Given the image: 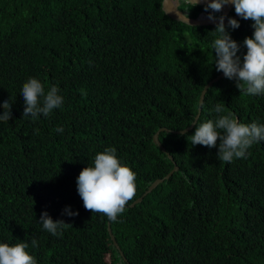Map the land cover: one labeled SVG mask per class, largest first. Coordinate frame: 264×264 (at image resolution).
<instances>
[{
  "label": "trees",
  "instance_id": "1",
  "mask_svg": "<svg viewBox=\"0 0 264 264\" xmlns=\"http://www.w3.org/2000/svg\"><path fill=\"white\" fill-rule=\"evenodd\" d=\"M162 4L0 0V105L12 103V118L0 122V243L27 242L37 264H108V256L113 264H264V141L225 163L219 141L192 145L195 128L162 132L178 171L130 208L173 169L154 135L189 127L202 90L221 73L216 25L192 28ZM183 5L191 18L205 8ZM237 21L236 30L225 26L242 59L254 29L251 20ZM29 78L46 91L56 86L62 107L23 116ZM218 103L241 123L264 124V95H245L225 77L209 89L198 123L216 119ZM108 147L137 174V195L117 222L86 210L77 192L80 172ZM66 208L79 214H62ZM43 212L70 226L53 236L39 221Z\"/></svg>",
  "mask_w": 264,
  "mask_h": 264
},
{
  "label": "clouds",
  "instance_id": "2",
  "mask_svg": "<svg viewBox=\"0 0 264 264\" xmlns=\"http://www.w3.org/2000/svg\"><path fill=\"white\" fill-rule=\"evenodd\" d=\"M191 8L205 3V0H187ZM227 5H233L237 16L243 20H251L254 29L250 38H245L243 46L246 54L242 59L237 55L241 46L231 38L227 28L236 30L240 27L237 20L215 14L223 11ZM207 19L219 21L213 33H218L212 43L215 55V68L224 77L236 81L240 92L249 96L264 95V0H210L206 3ZM227 19V28L225 26ZM59 89L51 86L45 89L37 78H29L22 86L21 96L25 104L23 116H31L35 120L39 115L50 116L53 110L63 105V97ZM0 113V122H8L12 118V103L5 101ZM225 111L224 103H218L214 112L216 119L203 123L194 122L195 132L189 136L193 146L201 145L208 148L217 147V157L220 161L230 163L234 159H243L248 150L256 143L264 141V124H245L238 121L231 113ZM57 132H63L58 127ZM77 192L86 210L103 214L110 222H117L127 206L137 195V174L127 165L121 163L114 147H108L97 153L93 164L83 168L77 178ZM69 217L77 216L66 208L64 213ZM43 229L53 236L62 235L61 229L70 226L63 220L53 221L47 212L40 216ZM32 247H37V241H31ZM29 244L19 242L14 245L0 243V264H37L35 257L28 252Z\"/></svg>",
  "mask_w": 264,
  "mask_h": 264
},
{
  "label": "water",
  "instance_id": "3",
  "mask_svg": "<svg viewBox=\"0 0 264 264\" xmlns=\"http://www.w3.org/2000/svg\"><path fill=\"white\" fill-rule=\"evenodd\" d=\"M187 1V0H186ZM210 2V0H205V3H201L198 4L199 6H206V3ZM234 8L233 5H227L223 8L222 11V15L238 20L239 16L234 15V16H230V12L231 10ZM162 9L164 11V13L170 17L171 19L177 21V22H181L184 23L188 26H192V28H205V26H214L217 25V23L219 22L218 20L216 22H212L209 21L207 19L208 15L210 14V12H205V13H201L198 17L196 18H191L189 16L186 15V12H183L179 9V1L176 2L175 0H163V4H162ZM211 11V10H210ZM225 25L228 24L227 19H225ZM222 78H224V74L221 72L218 76H216L214 79H212L204 88V90H202L200 98H199V108H198V114L195 117L194 122H198L201 114H202V110H204V104H205V100L207 97V93L209 91V89L218 81H220ZM191 124L189 127H187L186 129L183 130H179V131H172L169 130L168 128H162L158 131V133L156 135H154V143L156 145H158L163 152L167 153L166 148L163 146V144L160 142L159 140V135L162 132H173L174 134H179V135H183L188 133L189 131H192L195 128V124ZM169 159L171 160V162H173V159L170 155V153H167ZM176 171H178V167L177 165L173 162V169L172 171L165 177L162 179H157L155 182H153L150 187L145 191V193L142 195L141 198H139L138 200H136L131 206L130 208H135L137 205L141 204L143 202V200L147 197L148 194H150L155 188H157L160 184H162L164 181L169 180L171 178V176L173 175V173H175ZM109 234L110 237L115 245V247L117 248V250H119L120 255L123 257V259L125 261H127L124 252L122 251L121 247L119 246V244H117V240L115 235L112 232L111 227L109 226Z\"/></svg>",
  "mask_w": 264,
  "mask_h": 264
},
{
  "label": "flooded vegetation",
  "instance_id": "4",
  "mask_svg": "<svg viewBox=\"0 0 264 264\" xmlns=\"http://www.w3.org/2000/svg\"><path fill=\"white\" fill-rule=\"evenodd\" d=\"M179 1V9L181 10V11H183V12H186V15L187 16H189V15H191L192 14V10L190 11V6H187V7H184V5H183V3H187V1L186 0H178ZM187 4H189V3H187ZM233 10H234V8L231 10V12H230V16H234V15H236V13L234 14V13H232L233 12ZM209 12H210V10H209ZM201 13H205V11H202ZM200 13V14H201ZM199 14V15H200ZM222 15V12L220 13V15L219 16H221ZM219 16H217V17H219ZM190 17V16H189ZM239 20V19H238Z\"/></svg>",
  "mask_w": 264,
  "mask_h": 264
},
{
  "label": "rangeland",
  "instance_id": "5",
  "mask_svg": "<svg viewBox=\"0 0 264 264\" xmlns=\"http://www.w3.org/2000/svg\"><path fill=\"white\" fill-rule=\"evenodd\" d=\"M175 1L178 2V0H175ZM113 260H114V258H112L110 256L107 257L108 264H113ZM117 264H123V263L122 262H117Z\"/></svg>",
  "mask_w": 264,
  "mask_h": 264
}]
</instances>
